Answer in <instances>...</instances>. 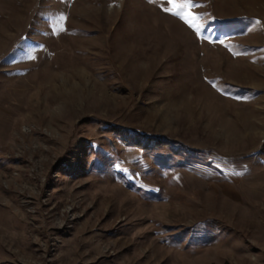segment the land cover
Instances as JSON below:
<instances>
[{"label": "rangeland", "instance_id": "374dc122", "mask_svg": "<svg viewBox=\"0 0 264 264\" xmlns=\"http://www.w3.org/2000/svg\"><path fill=\"white\" fill-rule=\"evenodd\" d=\"M192 3L0 0V264H264V0Z\"/></svg>", "mask_w": 264, "mask_h": 264}, {"label": "snow or ice", "instance_id": "6c2138e0", "mask_svg": "<svg viewBox=\"0 0 264 264\" xmlns=\"http://www.w3.org/2000/svg\"><path fill=\"white\" fill-rule=\"evenodd\" d=\"M155 2V0H153ZM167 3L171 5V7L163 8V11L169 13L173 16H176L184 21L190 28H192L197 33L200 32L201 25L199 24V17L193 15L189 10L197 7V5L192 3V0H167ZM61 30H62V22L65 17L61 16ZM259 23V22H257Z\"/></svg>", "mask_w": 264, "mask_h": 264}, {"label": "trees", "instance_id": "16d2710c", "mask_svg": "<svg viewBox=\"0 0 264 264\" xmlns=\"http://www.w3.org/2000/svg\"><path fill=\"white\" fill-rule=\"evenodd\" d=\"M113 131L120 135L121 139H124V141L129 142L135 146H141L145 149H149L151 143L156 147L168 146L171 143L164 137L152 136L141 132L132 133L127 128L121 126L115 127Z\"/></svg>", "mask_w": 264, "mask_h": 264}]
</instances>
